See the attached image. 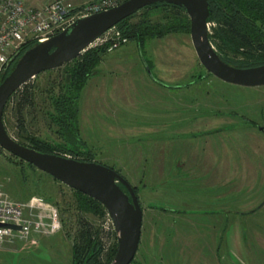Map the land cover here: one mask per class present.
Wrapping results in <instances>:
<instances>
[{
    "label": "rangeland",
    "instance_id": "374dc122",
    "mask_svg": "<svg viewBox=\"0 0 264 264\" xmlns=\"http://www.w3.org/2000/svg\"><path fill=\"white\" fill-rule=\"evenodd\" d=\"M171 12L144 8L128 22L152 25ZM216 28L210 22V34ZM222 53L231 60L249 54L242 48ZM65 68L29 80L33 103L23 109L22 129L16 96L8 100L3 120L15 140L62 142L49 115ZM77 125L84 145L78 149L87 157H74L113 168L137 189L142 226L130 264H264V204L258 207L264 200V86L233 85L209 74L189 32L145 36L141 46L130 38L102 53L80 91ZM0 185L15 201L42 197L61 224L36 243H6L0 264H73L81 219L101 242L98 260L113 258L117 241L103 206L83 203L75 190L1 147Z\"/></svg>",
    "mask_w": 264,
    "mask_h": 264
},
{
    "label": "water",
    "instance_id": "95a60500",
    "mask_svg": "<svg viewBox=\"0 0 264 264\" xmlns=\"http://www.w3.org/2000/svg\"><path fill=\"white\" fill-rule=\"evenodd\" d=\"M156 3L180 7L189 17V35L202 67L216 78L244 87L264 86V64L237 67L222 59L209 37L208 0H125L119 5L75 19L60 33L29 46L11 60L15 64L0 81V147L56 181L99 202L111 218L117 248L108 264H130L139 245L142 208L132 186L113 168L96 161L41 152L11 137L4 124V108L11 95L41 72L60 68L82 55L107 29ZM149 70V67L146 66ZM264 204V200L258 207ZM257 207V208H258ZM239 214H242L239 212ZM0 226L19 229L13 224Z\"/></svg>",
    "mask_w": 264,
    "mask_h": 264
},
{
    "label": "trees",
    "instance_id": "16d2710c",
    "mask_svg": "<svg viewBox=\"0 0 264 264\" xmlns=\"http://www.w3.org/2000/svg\"><path fill=\"white\" fill-rule=\"evenodd\" d=\"M208 3L210 13L208 22L217 23L214 34L209 33V37L211 41L213 38L219 40L220 44L216 45V50L222 59L242 68L264 64V0H208ZM158 7L172 9L171 16H165L164 22H157L152 25L143 22L129 23V19L135 12L120 21L116 26L129 39H137L139 46L142 45V38L145 36H162L171 32H189L188 16L180 7L172 4L156 3L144 8ZM28 47H24L18 56ZM240 48L248 51L249 54L246 59L231 60L226 56V53H222L224 49L234 52ZM104 50V47L89 48L82 55L62 66L66 67L67 74L63 79L60 93L51 97L53 110L49 115L51 121L57 126V134L62 142L54 145L42 141H34L32 145L20 142L21 144L41 152L69 155L75 159L79 158L74 156L84 154L78 149L84 146L78 134V99L80 91L89 76L94 72ZM16 59L11 62L0 81L11 70ZM28 83L29 81L19 87L9 98L16 96V118L21 129L24 120L23 109L33 103ZM84 155L87 157L86 154ZM134 190L137 195L136 187H134ZM75 193L83 203L102 208V205L91 197L76 190ZM79 225L80 230L73 246V264H102L98 260L101 242L97 237H93L92 226L83 219L79 220Z\"/></svg>",
    "mask_w": 264,
    "mask_h": 264
},
{
    "label": "built area",
    "instance_id": "2783aa9c",
    "mask_svg": "<svg viewBox=\"0 0 264 264\" xmlns=\"http://www.w3.org/2000/svg\"><path fill=\"white\" fill-rule=\"evenodd\" d=\"M123 1L94 0L76 4L73 0H0V78L24 47L55 36L79 17L115 7ZM207 25L209 28L210 22ZM128 39L115 25L92 45L111 52ZM0 223L19 226V229L0 226V248L14 240L36 243L38 238L51 236L61 227L54 207L42 197L15 201L1 185ZM111 230L114 231L112 222Z\"/></svg>",
    "mask_w": 264,
    "mask_h": 264
}]
</instances>
